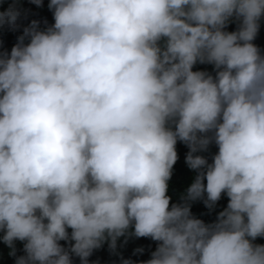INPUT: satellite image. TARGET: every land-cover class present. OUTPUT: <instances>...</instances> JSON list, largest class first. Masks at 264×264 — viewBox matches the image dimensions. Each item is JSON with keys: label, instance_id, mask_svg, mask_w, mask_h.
Listing matches in <instances>:
<instances>
[{"label": "clouds", "instance_id": "9594fccd", "mask_svg": "<svg viewBox=\"0 0 264 264\" xmlns=\"http://www.w3.org/2000/svg\"><path fill=\"white\" fill-rule=\"evenodd\" d=\"M17 3L0 11V31L21 27ZM48 8L51 26L33 19L0 50V242L15 264H88L130 228L158 242L141 264H264L253 243L264 237V53L253 43L264 0ZM178 141L196 175L170 204ZM212 144L209 163L198 153ZM222 194L215 222L192 216L189 201L211 209Z\"/></svg>", "mask_w": 264, "mask_h": 264}, {"label": "trees", "instance_id": "16d2710c", "mask_svg": "<svg viewBox=\"0 0 264 264\" xmlns=\"http://www.w3.org/2000/svg\"><path fill=\"white\" fill-rule=\"evenodd\" d=\"M12 0H4L0 3V11L6 10ZM17 7L22 10H27V17L21 18L18 23L21 27L15 31L5 28L0 31V50L10 52L11 48L17 43V37L22 34V28L27 26L31 20L35 19L39 21L40 29H44L47 26H51L54 23L52 11L48 8V0H43L42 6L37 7L30 3V0H18ZM46 21V23H45ZM237 28V22H230L227 26V31H234ZM25 39V43H27ZM253 43L264 53V17L260 21L259 32L253 41ZM202 70L209 73L213 72L212 65L197 63L193 67V71ZM176 151L178 159L173 166L171 179L168 181V195L171 197V203H180L181 198L186 194L187 188L190 186L195 178L196 173L190 170L185 163V155L188 152V148L181 142H177ZM217 151L214 144L209 146L208 151L198 153L205 156L208 162L211 163V157ZM190 211L193 217L201 219L206 224L215 222L219 212L223 211L227 207L228 197L226 194H222L221 198L215 206L211 209L206 208L203 199L196 201H189ZM69 233L71 230H68ZM132 229L125 236H121L117 239L115 249H110L109 244L105 241L98 249L93 250L92 254L88 257V264H121L122 260L130 259L134 264H141L151 258V252L157 247L156 241L150 238H137L131 235ZM2 235V233H0ZM65 248L70 246L71 241L59 242ZM254 244L264 245V237H257ZM16 256L24 255L23 242L15 241ZM142 248L143 252L137 253L136 249ZM10 249L0 242V264H15V256L9 255ZM72 264H80L79 257L72 256Z\"/></svg>", "mask_w": 264, "mask_h": 264}]
</instances>
